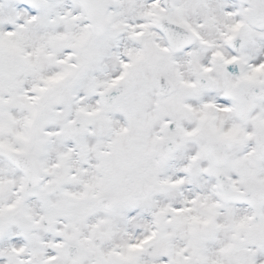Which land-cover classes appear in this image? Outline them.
<instances>
[{
    "label": "snow or ice",
    "instance_id": "1",
    "mask_svg": "<svg viewBox=\"0 0 264 264\" xmlns=\"http://www.w3.org/2000/svg\"><path fill=\"white\" fill-rule=\"evenodd\" d=\"M0 264H264V0H0Z\"/></svg>",
    "mask_w": 264,
    "mask_h": 264
}]
</instances>
